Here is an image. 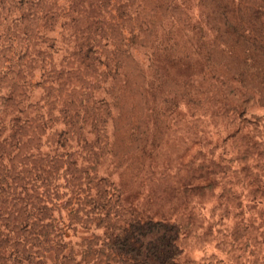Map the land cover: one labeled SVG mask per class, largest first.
<instances>
[{"label":"rangeland","instance_id":"obj_1","mask_svg":"<svg viewBox=\"0 0 264 264\" xmlns=\"http://www.w3.org/2000/svg\"><path fill=\"white\" fill-rule=\"evenodd\" d=\"M2 172L0 264H264V0H0Z\"/></svg>","mask_w":264,"mask_h":264},{"label":"trees","instance_id":"obj_2","mask_svg":"<svg viewBox=\"0 0 264 264\" xmlns=\"http://www.w3.org/2000/svg\"><path fill=\"white\" fill-rule=\"evenodd\" d=\"M28 185L29 184H24L22 181H19L16 176L9 173L2 172L0 174V221L2 220L5 222L3 227L9 234H13L14 230L9 229L8 227L15 226V223L17 224L18 222H24V215L29 211V209L30 211L34 210L33 205L29 203L26 204V198H23L24 194L26 195L27 192L30 191L28 190ZM37 212H39L36 216L37 221L39 223H44L47 217L45 214V209L38 210ZM24 223L26 228L33 226L30 224V222ZM152 226L168 228L170 225L166 223L155 224L152 221L144 224L139 222L136 226L130 224L129 230L126 231V234L123 237H120L118 240L119 249L117 251L125 258L131 256L136 248L143 244L141 240L147 236L146 231H150ZM136 230H140V233L136 234ZM40 237L44 238V236L41 235ZM178 239L179 234L175 236H167V232H164L161 234L160 238L157 239V242L162 243L158 246L159 248L162 247V250L157 247V251H160L161 254L166 255L170 253L172 248L178 249L176 246ZM0 251L3 253L5 252V249L2 248ZM13 255L17 257V260L20 261V263L28 261L18 250L13 253ZM44 259L49 260L51 258L45 257ZM40 264L45 263L41 261Z\"/></svg>","mask_w":264,"mask_h":264}]
</instances>
